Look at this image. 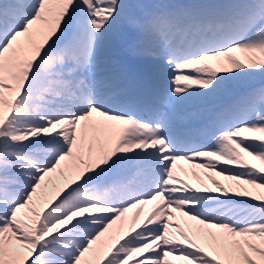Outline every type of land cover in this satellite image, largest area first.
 Segmentation results:
<instances>
[{"label": "snow or ice", "instance_id": "6c2138e0", "mask_svg": "<svg viewBox=\"0 0 264 264\" xmlns=\"http://www.w3.org/2000/svg\"><path fill=\"white\" fill-rule=\"evenodd\" d=\"M257 76L264 0H0V264H264Z\"/></svg>", "mask_w": 264, "mask_h": 264}, {"label": "rangeland", "instance_id": "374dc122", "mask_svg": "<svg viewBox=\"0 0 264 264\" xmlns=\"http://www.w3.org/2000/svg\"><path fill=\"white\" fill-rule=\"evenodd\" d=\"M262 78H263V77L257 76L256 79H255V81L261 80ZM155 80H157L158 83H159L158 78H156ZM157 85H158V84H153V85H151V86L156 87ZM182 163H183V162H182ZM184 166H185V167H188L187 164H184ZM196 171H199V172L202 173L203 170H201V169H197ZM181 175H183V173H181ZM184 178L187 179V180L189 181V183H195V182H196L191 176H185ZM205 179H206V183L208 184L209 187H214V185H212V183H211L210 180H207V178H205ZM216 179H219V180H221V181L224 182V183H228V182H226V181H223V177H219V176H217ZM152 207H153L152 204H149V205H145V206H144L143 213H142V219H144V217L149 213V211L152 209ZM134 211H135V210H133L131 213L133 214ZM126 227H127V226H126Z\"/></svg>", "mask_w": 264, "mask_h": 264}, {"label": "bare ground", "instance_id": "6f19581e", "mask_svg": "<svg viewBox=\"0 0 264 264\" xmlns=\"http://www.w3.org/2000/svg\"><path fill=\"white\" fill-rule=\"evenodd\" d=\"M142 213H143V211H142L141 214H140V218H141V219H142ZM132 215H133V214H132L131 212L127 214V221H126L125 227L127 226L128 223L131 222V217H132Z\"/></svg>", "mask_w": 264, "mask_h": 264}]
</instances>
